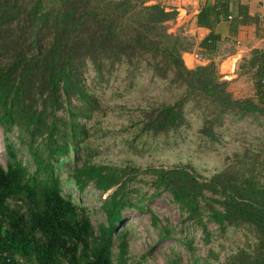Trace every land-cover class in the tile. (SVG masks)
Segmentation results:
<instances>
[{"label": "trees", "instance_id": "16d2710c", "mask_svg": "<svg viewBox=\"0 0 264 264\" xmlns=\"http://www.w3.org/2000/svg\"><path fill=\"white\" fill-rule=\"evenodd\" d=\"M229 5L212 0L196 14V26L209 29L196 43L209 61L189 68L182 55L191 52V37L169 31L177 12L160 0H0V125L7 155L6 165L0 163V264H129L126 240L120 239L116 259L113 249L123 210L141 209L145 196L134 183L143 173L153 196L169 193L184 220L201 229L205 244L212 238L207 223L221 232L231 226L253 232V245L211 264H264V148L234 153L209 177L186 165L141 169L76 162L88 135L86 122L107 114L97 90L120 67L135 73L148 65L170 95L129 116L134 139L142 144L179 132L189 107L202 117L206 145L220 140L217 129L226 115L264 116V39L237 62V76L252 80L251 96L235 97L231 81L209 56L222 42L214 29ZM248 22L257 21L239 5L231 32ZM67 161L74 162L71 179L80 192L88 184L109 192L102 202L107 222L97 231L86 209L63 194L59 170ZM152 220L157 226L154 214ZM162 231L163 237L171 233ZM186 244L193 253L191 241ZM180 262L175 256L166 264Z\"/></svg>", "mask_w": 264, "mask_h": 264}, {"label": "rangeland", "instance_id": "374dc122", "mask_svg": "<svg viewBox=\"0 0 264 264\" xmlns=\"http://www.w3.org/2000/svg\"><path fill=\"white\" fill-rule=\"evenodd\" d=\"M171 33L191 37V51H199L197 41L185 32L183 26ZM239 48L244 50V44L237 45L236 40H231L222 43L220 50L234 52ZM187 63L191 65L192 62L187 59ZM228 68L230 66L225 64L222 69L226 71ZM229 73L227 78L222 74L223 79L229 80ZM88 75L92 76L93 71L89 70ZM229 88L235 97L254 94L253 83L248 76H237ZM97 91L104 105L108 107L107 114L97 115L86 122L88 135L80 144L82 149L76 160L78 166L85 160L99 165H129L141 169L149 166L186 165L195 173L209 177L234 160V153L242 152L246 147L254 150L264 148V116L257 119L250 115L234 118L228 114L222 126L217 129L220 140L206 145L202 133L199 132L202 117L191 107L186 111L187 124L179 132L167 137L161 135L148 138L143 144L139 139H134L129 116L139 115L140 108L170 97L166 93L165 81L154 75L148 65L142 64L135 73L120 67L114 71L109 82L104 83L103 88ZM19 157L33 169L24 150H20ZM6 160L0 125V163L6 165ZM73 164V161H67L59 170L63 194H71L73 202L86 209V214L97 231L100 224L107 222L102 202L109 192L101 194L92 184H88L80 192L71 179ZM148 177V174H140L138 178L141 179L134 183V188L138 187L145 196L142 202H139L140 196L135 192L130 194L134 202L140 203L141 209L123 210L122 220L116 231H121L122 234L115 240L113 249L115 259L119 254L118 244L121 238L127 242L124 259L129 264H166L169 258L175 256L180 258V264L222 263L238 249L247 248L255 242L253 232L245 227L231 226L221 232L216 225L207 223L212 238L209 244H205L201 229L184 220V214L172 201L169 193L153 196L154 188L149 184ZM152 214L157 217V226L153 225ZM164 227L171 230L167 237H163ZM187 240L191 241L193 253L188 249Z\"/></svg>", "mask_w": 264, "mask_h": 264}, {"label": "crops", "instance_id": "0c3cea01", "mask_svg": "<svg viewBox=\"0 0 264 264\" xmlns=\"http://www.w3.org/2000/svg\"><path fill=\"white\" fill-rule=\"evenodd\" d=\"M160 2L166 10H176L177 12V18L169 22V25H171L169 28L170 32H176V29L183 26L185 32L192 36L197 42L209 33V29L196 26L195 20L196 14L200 8L204 4L212 2V0H160ZM239 5H244L247 8L248 14L257 22H248L243 25L239 24L236 26L235 32H231V19H220L214 31L220 34L222 42L218 46L219 49L214 53H210L209 56L215 61H218L219 67L220 64L224 62L221 66L222 68L229 60L238 62L251 48L261 47L263 43L264 0H230L229 13L232 15V18L238 14ZM231 40H239L240 44H244V50L242 48L234 52L220 50L222 43H228V41ZM182 58L187 67H194L193 63H191V65L187 63V59L191 60L189 52L183 53ZM222 68L220 69V73L224 72ZM226 71L227 73L230 72L231 67ZM235 71L229 73L228 78L231 82L237 78Z\"/></svg>", "mask_w": 264, "mask_h": 264}, {"label": "built area", "instance_id": "2783aa9c", "mask_svg": "<svg viewBox=\"0 0 264 264\" xmlns=\"http://www.w3.org/2000/svg\"><path fill=\"white\" fill-rule=\"evenodd\" d=\"M177 18V16H176ZM225 19H232V15L229 13L228 15H226L224 17ZM236 43L239 45L240 44V41L239 40H236ZM190 53V57H191V62L193 63V65H199V64H205L209 61L208 57L206 55H204L202 52L198 51V50H193ZM223 63H221L220 66H222ZM226 64H228V66L231 67V73L234 72L237 68V62H234V61H230L227 62ZM219 70H220V67H219ZM223 76H225L224 78H227V71H224L223 73Z\"/></svg>", "mask_w": 264, "mask_h": 264}]
</instances>
